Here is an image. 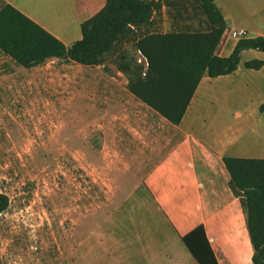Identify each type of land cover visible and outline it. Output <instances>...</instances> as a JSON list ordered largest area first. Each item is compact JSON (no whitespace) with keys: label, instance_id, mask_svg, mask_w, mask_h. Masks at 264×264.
<instances>
[{"label":"rangeland","instance_id":"1","mask_svg":"<svg viewBox=\"0 0 264 264\" xmlns=\"http://www.w3.org/2000/svg\"><path fill=\"white\" fill-rule=\"evenodd\" d=\"M160 1L169 26L160 18L135 29L98 67L53 59L25 69L0 55V193L10 200L2 264H139L150 247L166 249L138 233L151 227L139 190L177 134L128 90L118 63L146 71L137 37L209 25L197 0Z\"/></svg>","mask_w":264,"mask_h":264},{"label":"crops","instance_id":"2","mask_svg":"<svg viewBox=\"0 0 264 264\" xmlns=\"http://www.w3.org/2000/svg\"><path fill=\"white\" fill-rule=\"evenodd\" d=\"M105 1L0 0V10L5 5L15 7L69 47L81 39V24L100 11ZM213 1L227 26L219 56H230L241 38L264 37V0ZM44 3L63 19L60 27L44 16L40 8ZM166 9L163 3L149 25L156 29L160 24L155 19L163 18L167 28ZM254 60L263 66L247 69L245 64ZM169 124L177 138L139 190L146 194L141 198L142 215L150 219L151 227L137 228L143 238L148 233L158 236L166 249L159 252L150 247L152 257L139 264H158V260L159 264H198L183 238L200 225L219 264H253L246 217L229 187L223 158L264 159V53L244 50L234 73L216 78L205 75L181 124Z\"/></svg>","mask_w":264,"mask_h":264},{"label":"trees","instance_id":"3","mask_svg":"<svg viewBox=\"0 0 264 264\" xmlns=\"http://www.w3.org/2000/svg\"><path fill=\"white\" fill-rule=\"evenodd\" d=\"M209 29L203 32L154 33L137 37L136 48L146 60L132 68L121 58L119 69L128 76V90L136 99L179 126L201 82L234 73L244 50L264 53V37L241 38L228 57L217 54L226 21L213 0H197ZM162 3L150 0H106L104 7L81 24V39L67 47L57 37L11 5L0 10V53L18 66L32 69L62 59L85 67L100 66L135 29L148 25ZM262 61L247 62L259 70ZM229 187L240 200L253 248L252 263L264 264V159L224 157ZM10 204L0 193V216ZM198 264H219L202 225L183 238ZM0 264L1 239H0Z\"/></svg>","mask_w":264,"mask_h":264}]
</instances>
